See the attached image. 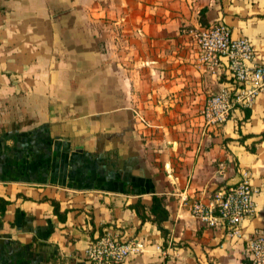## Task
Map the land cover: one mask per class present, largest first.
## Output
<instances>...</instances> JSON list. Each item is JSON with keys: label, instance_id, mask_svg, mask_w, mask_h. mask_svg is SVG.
<instances>
[{"label": "crops", "instance_id": "0c3cea01", "mask_svg": "<svg viewBox=\"0 0 264 264\" xmlns=\"http://www.w3.org/2000/svg\"><path fill=\"white\" fill-rule=\"evenodd\" d=\"M218 22L264 60V0H0V264H89L107 229L147 243L124 264H252L184 205L248 170L242 228L264 231V91L221 126L200 121L231 78L225 58L199 61L192 32Z\"/></svg>", "mask_w": 264, "mask_h": 264}, {"label": "built area", "instance_id": "2783aa9c", "mask_svg": "<svg viewBox=\"0 0 264 264\" xmlns=\"http://www.w3.org/2000/svg\"><path fill=\"white\" fill-rule=\"evenodd\" d=\"M192 33L200 62L217 65L223 58L227 61L231 81L207 96L199 111L203 127L221 126L235 110L253 107L264 91V60H258L249 37H235L224 22ZM255 194L251 174L243 170L235 185L215 191L207 201L186 198L184 205L202 224L226 227L230 236L244 240L252 264H264V231L255 229L245 235L242 228L243 222L255 214ZM146 249L144 240L122 239L107 229L90 242L86 257L89 264H124L130 256Z\"/></svg>", "mask_w": 264, "mask_h": 264}, {"label": "trees", "instance_id": "16d2710c", "mask_svg": "<svg viewBox=\"0 0 264 264\" xmlns=\"http://www.w3.org/2000/svg\"><path fill=\"white\" fill-rule=\"evenodd\" d=\"M9 201L3 197H0V216H4ZM136 210L138 211L141 219L144 221L146 220L147 216L145 214V206L142 204H137L135 206ZM150 213L152 214V220L157 223L158 227L165 232V229L162 223L168 219L169 212L166 208L165 198L164 196L155 195L153 196V204L150 207Z\"/></svg>", "mask_w": 264, "mask_h": 264}]
</instances>
